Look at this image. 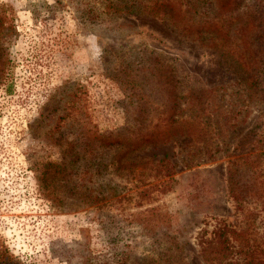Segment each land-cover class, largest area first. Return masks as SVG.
<instances>
[{"label": "rangeland", "instance_id": "1", "mask_svg": "<svg viewBox=\"0 0 264 264\" xmlns=\"http://www.w3.org/2000/svg\"><path fill=\"white\" fill-rule=\"evenodd\" d=\"M99 2L0 0V264H207L220 223L264 249V203L240 212L226 172L264 119L237 56L257 0Z\"/></svg>", "mask_w": 264, "mask_h": 264}, {"label": "trees", "instance_id": "2", "mask_svg": "<svg viewBox=\"0 0 264 264\" xmlns=\"http://www.w3.org/2000/svg\"><path fill=\"white\" fill-rule=\"evenodd\" d=\"M138 0H130L119 3L115 0H100L99 4L107 13L122 12L125 6H128L125 11L132 12L142 10L150 14H164L163 3L159 0H144L137 4ZM88 3V2H87ZM95 5V4H93ZM93 7V6H92ZM251 21L249 29L245 31L242 25L236 29L245 37L242 42L252 47V55L250 59L246 57L244 52L238 53V57L243 67L244 75H247L250 86L259 93L261 98L264 97V0H257L255 9L250 11ZM228 25L220 24L218 30H224L226 35L230 34ZM221 29V30H220ZM225 37V35H224ZM233 42V41H231ZM237 49V48H236ZM237 53V51H235ZM214 91V88L210 90ZM207 95V94H206ZM195 107L197 108L195 116H200L211 103L203 102L202 95L195 97ZM242 109V107H240ZM241 110H233L231 112H223V121L220 125L223 128L230 129L237 122V112ZM164 162V159L159 160ZM227 185L229 196L235 203V207L246 216L252 212L245 208L244 202L252 200L259 203H264V119L255 124L245 138L235 144L233 151L227 154ZM264 209V206H262ZM256 210L258 207L256 206ZM254 213V212H253ZM254 234L256 232L255 221L251 220L249 225ZM229 234L233 235L239 243L247 244V249L240 246L239 250L243 252L241 261L232 262L229 257L234 252L235 245L231 243ZM210 238L201 239V255L207 264H264V259L261 255L264 253L263 247L258 243L260 237L257 232V239L253 244H250L245 232L237 230L233 226L225 223H220L211 232ZM248 241V242H246Z\"/></svg>", "mask_w": 264, "mask_h": 264}]
</instances>
